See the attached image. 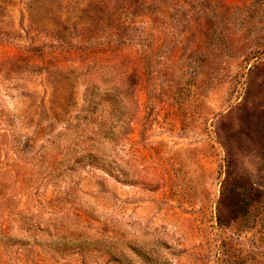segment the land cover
Returning a JSON list of instances; mask_svg holds the SVG:
<instances>
[{
	"label": "rangeland",
	"instance_id": "374dc122",
	"mask_svg": "<svg viewBox=\"0 0 264 264\" xmlns=\"http://www.w3.org/2000/svg\"><path fill=\"white\" fill-rule=\"evenodd\" d=\"M0 264H264V0H0Z\"/></svg>",
	"mask_w": 264,
	"mask_h": 264
}]
</instances>
